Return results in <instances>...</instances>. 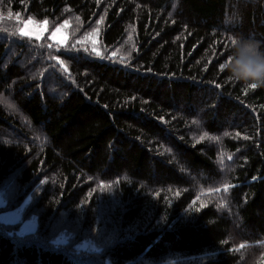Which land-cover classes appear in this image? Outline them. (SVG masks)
<instances>
[{
    "label": "trees",
    "instance_id": "obj_1",
    "mask_svg": "<svg viewBox=\"0 0 264 264\" xmlns=\"http://www.w3.org/2000/svg\"><path fill=\"white\" fill-rule=\"evenodd\" d=\"M235 36L264 49V0H0V212L36 218L0 223V264H264V84L218 71Z\"/></svg>",
    "mask_w": 264,
    "mask_h": 264
},
{
    "label": "clouds",
    "instance_id": "obj_2",
    "mask_svg": "<svg viewBox=\"0 0 264 264\" xmlns=\"http://www.w3.org/2000/svg\"><path fill=\"white\" fill-rule=\"evenodd\" d=\"M228 52L227 58L218 65L219 72H227V78L232 81L264 84V49L259 41L235 36L229 43Z\"/></svg>",
    "mask_w": 264,
    "mask_h": 264
},
{
    "label": "rangeland",
    "instance_id": "obj_3",
    "mask_svg": "<svg viewBox=\"0 0 264 264\" xmlns=\"http://www.w3.org/2000/svg\"><path fill=\"white\" fill-rule=\"evenodd\" d=\"M57 28H62V27H57ZM56 29H54L53 31H50V32L45 31L43 33V36L47 35L51 41L58 43L56 40L52 39V33L56 32ZM57 35L59 36L60 34L57 33ZM31 37L36 38L35 36H31ZM59 44H61V43H59ZM26 203H27V201H25L18 209L0 212V223L7 224V225L20 223V226L12 232L13 234H16L18 236L33 233L36 230V218H35V216L31 217L28 220L22 221V211H23ZM5 204H6L5 194L3 191H0V208L3 207ZM63 242H65V236H60L56 239L55 244H60Z\"/></svg>",
    "mask_w": 264,
    "mask_h": 264
},
{
    "label": "snow or ice",
    "instance_id": "obj_4",
    "mask_svg": "<svg viewBox=\"0 0 264 264\" xmlns=\"http://www.w3.org/2000/svg\"><path fill=\"white\" fill-rule=\"evenodd\" d=\"M98 23H102V20ZM47 26H48V22L47 21H43V22H37L34 19H26L23 24L22 27H20L18 29L19 35L21 36H35L37 39H39L41 36H43V33L45 31H47ZM65 28L67 27V25L64 26ZM57 33H59L60 35L58 36ZM97 34L96 30L93 31L92 35L95 36ZM52 39L56 40L58 43H65L68 39V35L66 32H64V30L62 28H57L56 32L52 33ZM93 44L96 43L95 40L92 41ZM93 52H95L97 55H99V53L96 51L95 48H93ZM247 75H254L253 73H246ZM200 139H218L216 137H211L208 136L207 134H205L203 137H200ZM227 155V154H225ZM222 160V158H221ZM228 187H230L229 185H225V191L228 190ZM204 204H201L200 207H204ZM197 211L199 209H196ZM243 247V246H241Z\"/></svg>",
    "mask_w": 264,
    "mask_h": 264
}]
</instances>
